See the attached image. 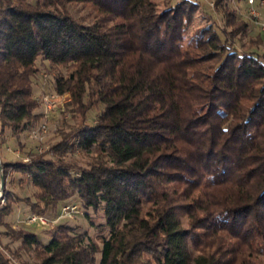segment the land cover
<instances>
[{"label": "trees", "instance_id": "1", "mask_svg": "<svg viewBox=\"0 0 264 264\" xmlns=\"http://www.w3.org/2000/svg\"><path fill=\"white\" fill-rule=\"evenodd\" d=\"M122 1L125 9L106 0H0V137L41 118L38 58L66 68L54 88L70 95L71 112L98 111L52 157L0 160V226L33 254L31 264H96L98 254V264H264V52L238 51L214 23L189 34L197 0L161 9ZM229 2L214 5L240 31L248 22L236 27ZM69 4L89 8L93 21H77ZM76 151L88 157L84 167L63 160ZM13 171L35 189V200H24L31 213L77 198L86 217L100 214L96 242L67 224L48 241L13 229L5 221ZM0 264H11L1 250Z\"/></svg>", "mask_w": 264, "mask_h": 264}, {"label": "rangeland", "instance_id": "2", "mask_svg": "<svg viewBox=\"0 0 264 264\" xmlns=\"http://www.w3.org/2000/svg\"><path fill=\"white\" fill-rule=\"evenodd\" d=\"M161 9L165 6L166 0H154ZM177 0H173V3ZM200 2V9L195 14L193 22L189 29V34L198 28L214 23L218 29L225 31L228 42L234 46L238 51H257L262 54L264 52V31L260 29V25L257 23H264V6L261 7L257 3L253 8L258 13V19H255L250 14V6L247 5L246 0H230V9H233L237 13L236 27L240 29L244 26V23L248 22V26L244 29L235 30L237 28H231L225 26L223 15L221 10L217 9L214 5L215 0H197ZM106 6L109 9L120 7L125 9V4L122 0H106ZM67 9L70 14L79 22L84 24H90L93 21V12L86 8L82 4H69ZM232 31V32H231ZM239 31V32H238ZM211 66V65H210ZM36 67L38 73L35 75L32 81L33 97L38 102V108L36 112L41 115L38 122L31 128H28L21 134L13 136L9 131L5 136L0 137V142L3 138V143L0 148L1 161L16 162L22 161L27 155L30 159L35 152L36 147L42 148L41 154H46V158L52 157V147L66 139L72 129H75L80 123L93 124L95 122L98 111L91 109L86 118H83L80 114L73 111V106L68 105L71 100L68 93L60 94L55 91L54 82L55 78L60 75L66 76V68L51 67L48 62L38 58L36 61ZM213 71V70H212ZM207 76L210 75L211 70H205ZM46 94H53L57 101L56 108L51 112H45L44 107L40 104L39 100ZM42 124H45L46 132L42 134V141L30 138L32 131L37 130ZM14 151H18L19 154L15 155ZM65 162L72 165L84 167L88 161L83 153L76 151L74 153H68L63 157ZM1 175V174H0ZM1 177V176H0ZM5 189L8 192L14 193L12 199L15 201L12 205L11 213L5 218V221L13 227V229H22L27 232L37 234L41 240L48 241L51 238L53 229L58 224H67L74 228V233H87V235L95 240V237L99 230L97 226L104 223L100 214L95 215L89 210L88 217L85 216V211L81 207L80 201L77 198L70 200V204H76L79 207V213L70 217H60V211L62 206H58L55 209H48L44 213L48 219L55 220L49 226L41 225L39 223L29 224L26 223V218L29 215V208L26 206V198L29 201H34L35 189L30 184L27 177L18 172H9L8 177L5 180ZM4 191H0V205L7 203L4 197ZM2 199H4L2 203ZM16 199V200H15ZM18 204V205H17ZM28 204V203H27ZM8 229L0 226V250L4 255L10 259L11 264H31L33 262V254H26L19 249V242L12 237L6 235ZM106 232V231H105ZM104 232V233H105ZM96 242V240H95ZM18 252L19 258L17 259L14 254ZM99 261V254L96 255V264Z\"/></svg>", "mask_w": 264, "mask_h": 264}, {"label": "built area", "instance_id": "3", "mask_svg": "<svg viewBox=\"0 0 264 264\" xmlns=\"http://www.w3.org/2000/svg\"><path fill=\"white\" fill-rule=\"evenodd\" d=\"M246 3L248 6H250V14L252 15L253 18L258 19V13L257 11L253 8V6L257 3L259 6L263 7L264 6V0H246ZM260 25V29L264 31V23H257ZM40 104L44 107L45 112H51L53 111L56 106H57V101L55 99V96L53 94H46L39 100ZM46 132V127L45 124H42L37 130H34L30 134V138L36 139L38 141H42V134ZM43 151L42 148H37L35 149V152L37 154H41ZM15 155H18V151H14ZM23 163H29L30 162V156L27 155L25 158L22 159ZM2 203L4 199L1 200ZM60 217H70L72 218L73 215L79 213V207L74 204H67L63 205L61 207L60 211ZM26 223L29 224H34V223H39L41 225L49 226L52 222H55V220L48 219V217L44 214H35V213H29V215L26 218Z\"/></svg>", "mask_w": 264, "mask_h": 264}, {"label": "water", "instance_id": "4", "mask_svg": "<svg viewBox=\"0 0 264 264\" xmlns=\"http://www.w3.org/2000/svg\"><path fill=\"white\" fill-rule=\"evenodd\" d=\"M3 185H4V181H3V179L1 178V182H0V191L3 190Z\"/></svg>", "mask_w": 264, "mask_h": 264}, {"label": "crops", "instance_id": "5", "mask_svg": "<svg viewBox=\"0 0 264 264\" xmlns=\"http://www.w3.org/2000/svg\"><path fill=\"white\" fill-rule=\"evenodd\" d=\"M0 148H1V144H0ZM1 160V159H0ZM18 205V204H17Z\"/></svg>", "mask_w": 264, "mask_h": 264}]
</instances>
